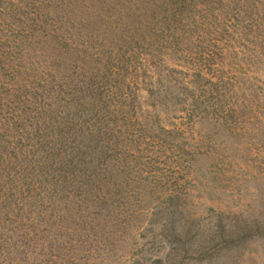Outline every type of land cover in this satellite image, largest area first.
I'll use <instances>...</instances> for the list:
<instances>
[{"label":"rangeland","instance_id":"374dc122","mask_svg":"<svg viewBox=\"0 0 264 264\" xmlns=\"http://www.w3.org/2000/svg\"><path fill=\"white\" fill-rule=\"evenodd\" d=\"M0 264H264V0H0Z\"/></svg>","mask_w":264,"mask_h":264}]
</instances>
